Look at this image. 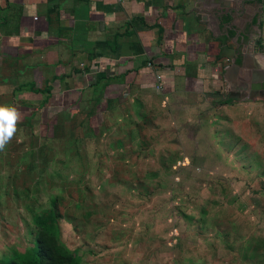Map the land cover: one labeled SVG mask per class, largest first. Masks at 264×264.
<instances>
[{"label":"crops","instance_id":"obj_1","mask_svg":"<svg viewBox=\"0 0 264 264\" xmlns=\"http://www.w3.org/2000/svg\"><path fill=\"white\" fill-rule=\"evenodd\" d=\"M221 1L0 0V93H12V106L21 113L18 123L39 138L53 135L59 125L68 134L80 126L96 135L107 131L105 147L117 149L108 147L103 157L123 164L127 174L103 177H138L128 162L207 161L201 156L209 153L218 160L231 131L241 159L263 163L264 142L259 141L261 151L246 153L247 145H257L247 139L246 129L251 120L255 130L264 124V46L230 38L234 31L213 12L225 5ZM263 31L264 22L262 39ZM150 131L157 135L150 138ZM80 142L76 161L84 163ZM151 144L166 153L153 159L144 148L134 153ZM187 145L191 155L183 153ZM96 169L77 168L88 176ZM254 183L264 193L262 171ZM107 225L116 230L122 224ZM136 233L114 239L100 233L93 251L86 249L91 240L85 238L81 264H88L89 253L94 264H145L151 249ZM156 240L152 251L164 258L163 237Z\"/></svg>","mask_w":264,"mask_h":264},{"label":"rangeland","instance_id":"obj_2","mask_svg":"<svg viewBox=\"0 0 264 264\" xmlns=\"http://www.w3.org/2000/svg\"><path fill=\"white\" fill-rule=\"evenodd\" d=\"M12 85L10 80L7 86L10 89ZM13 103L12 93H0V105ZM263 126L255 130L253 120L247 124V139L257 145H247L246 153L261 151ZM231 133L233 137L223 138L220 148L224 153L218 160L209 153L201 156L208 157L207 161L128 162L138 177L123 178L115 176L121 171L127 174L123 164L120 167L103 157L108 147L117 149L114 144L105 147L104 141L110 138L107 131L96 135L80 126L68 134L59 125L53 135L39 138L18 123L17 132L0 151V264L31 258L36 235L45 224L55 230L53 239L59 250L73 254L79 264L85 238L91 240L86 249L93 251L96 235L106 233L114 239L134 229L143 245L151 249L150 257L143 258L145 264H264V193L254 186L256 174H264V162L251 156L247 157L250 160L241 159L236 133ZM150 135L157 132L150 131ZM77 140L81 141L84 163L76 161L80 155ZM142 148L151 159L167 151L151 144L138 146L134 153ZM191 149L187 145L182 150L191 155ZM78 165L86 170L97 165V169L89 177L82 172L86 170H77ZM107 173L115 175L103 177ZM112 202L120 203L118 209L111 208ZM112 221L122 224L120 229L107 225ZM158 237L164 240V258L152 251ZM95 246L99 248V244ZM93 255H86L88 264H94L90 263L95 261Z\"/></svg>","mask_w":264,"mask_h":264},{"label":"flooded vegetation","instance_id":"obj_3","mask_svg":"<svg viewBox=\"0 0 264 264\" xmlns=\"http://www.w3.org/2000/svg\"><path fill=\"white\" fill-rule=\"evenodd\" d=\"M218 0H216L217 3ZM221 1L223 7L213 9L217 20L225 21L226 26L234 32L229 33L230 38H237L242 44L252 42L256 45H263L261 27L263 24V3L264 0H230ZM236 17V20H235Z\"/></svg>","mask_w":264,"mask_h":264},{"label":"trees","instance_id":"obj_4","mask_svg":"<svg viewBox=\"0 0 264 264\" xmlns=\"http://www.w3.org/2000/svg\"><path fill=\"white\" fill-rule=\"evenodd\" d=\"M55 230L50 225H43L35 239V251L31 258L24 262L11 264H79V259L71 253L60 251L55 244L53 234Z\"/></svg>","mask_w":264,"mask_h":264},{"label":"clouds","instance_id":"obj_5","mask_svg":"<svg viewBox=\"0 0 264 264\" xmlns=\"http://www.w3.org/2000/svg\"><path fill=\"white\" fill-rule=\"evenodd\" d=\"M20 111L10 105H0V151L4 150L17 132Z\"/></svg>","mask_w":264,"mask_h":264},{"label":"built area","instance_id":"obj_6","mask_svg":"<svg viewBox=\"0 0 264 264\" xmlns=\"http://www.w3.org/2000/svg\"><path fill=\"white\" fill-rule=\"evenodd\" d=\"M156 88L161 90L162 89V84H161V75H156Z\"/></svg>","mask_w":264,"mask_h":264}]
</instances>
